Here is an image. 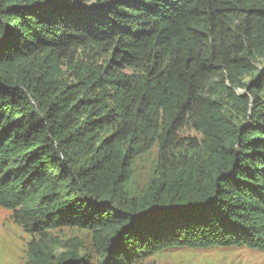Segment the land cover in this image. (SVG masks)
Segmentation results:
<instances>
[{
  "label": "trees",
  "instance_id": "1",
  "mask_svg": "<svg viewBox=\"0 0 264 264\" xmlns=\"http://www.w3.org/2000/svg\"><path fill=\"white\" fill-rule=\"evenodd\" d=\"M261 59L264 0H0V207L23 264L264 251ZM62 228L85 243L58 251Z\"/></svg>",
  "mask_w": 264,
  "mask_h": 264
},
{
  "label": "rangeland",
  "instance_id": "2",
  "mask_svg": "<svg viewBox=\"0 0 264 264\" xmlns=\"http://www.w3.org/2000/svg\"><path fill=\"white\" fill-rule=\"evenodd\" d=\"M256 74L263 72V59L255 62ZM253 79L246 76L244 82ZM236 92L243 96L245 88H237ZM264 98V93H263ZM179 136L199 139V133L190 126H184ZM157 144L146 153L138 156L133 164L131 186L140 190L153 174L157 157ZM11 211L0 207V264H23L26 259V246L31 236L20 225L14 222ZM60 244L58 251H64L70 246L85 243V232L72 228L55 230ZM134 264H264V251L247 248H210V249H166L157 254L139 259Z\"/></svg>",
  "mask_w": 264,
  "mask_h": 264
}]
</instances>
